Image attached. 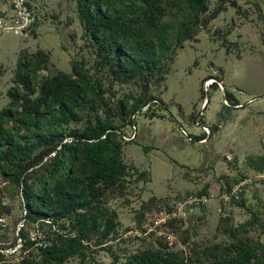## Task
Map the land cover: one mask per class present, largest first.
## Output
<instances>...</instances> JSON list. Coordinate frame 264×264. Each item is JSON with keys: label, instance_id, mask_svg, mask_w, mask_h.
<instances>
[{"label": "rangeland", "instance_id": "1", "mask_svg": "<svg viewBox=\"0 0 264 264\" xmlns=\"http://www.w3.org/2000/svg\"><path fill=\"white\" fill-rule=\"evenodd\" d=\"M29 1L39 6V19L28 36L0 32V111L14 110L19 103L14 87L34 97L39 83L59 72L72 73L77 61L98 83L103 99L91 96L76 109V116L62 124L64 141L98 119L124 125L131 117L136 126H122L127 134L121 142L127 166L124 181L107 188L87 212L78 209L56 222L24 220L20 188L0 167V264L38 260V245L19 242L21 233L40 236L48 246L59 243V236L77 233L71 224L82 212H96L99 229L89 230L81 239L82 247L52 264L123 262L148 247L183 256L181 264H206L210 260L203 251L208 247L246 238L264 248V169L248 164L249 158L264 154V0L205 1L208 11L201 13L203 19L219 2L223 10L207 22L200 20L195 39L185 40L172 63L156 74L162 77L149 84V94L157 101L150 99L149 106L136 112L131 111L132 96L139 95V83L122 82L101 64L96 43L79 22L76 0ZM162 1L163 9L153 12L160 25L154 34L160 40L168 31L162 44L172 54L177 25L189 9L186 0ZM126 4L131 11L148 7L147 0ZM134 24L142 25L144 35L150 36V25L139 19ZM21 74L27 75L29 87L17 80ZM225 89L237 97V105H222ZM105 106L112 108V115ZM3 126L24 134L18 123ZM203 132L205 137L199 139ZM42 134L26 138L37 151L46 144ZM241 180L240 196L234 198L232 191ZM210 192L214 198L192 214L171 215L177 198ZM225 193L228 199L223 201Z\"/></svg>", "mask_w": 264, "mask_h": 264}, {"label": "trees", "instance_id": "2", "mask_svg": "<svg viewBox=\"0 0 264 264\" xmlns=\"http://www.w3.org/2000/svg\"><path fill=\"white\" fill-rule=\"evenodd\" d=\"M126 1L76 0V9L80 24L97 45L101 64L112 69L115 78L120 81L139 83V95L132 96L131 111L136 112L148 105L150 99L157 101L149 94V84L162 77L156 74L172 63L185 40L195 39L197 27L203 19L201 13L208 11V7L205 3L207 0H186L189 12L177 25L172 46L174 52L167 54L168 46L162 42L168 39V31L164 30L166 35L160 40L154 34L160 25L154 22L153 12L163 9V1L147 0V8H134L133 11ZM221 10L223 7L219 2L204 17V22L214 18ZM138 19L145 26H151L150 36L144 35L142 25L135 27ZM17 80L29 87L26 74L19 75ZM13 89L20 98L19 103L14 110L4 108L0 111V167L6 179L20 188L24 220L34 222L48 219L56 222L78 209L87 212L107 188L124 181L127 166L121 158V142L125 141L123 135L127 134L122 126L133 124L135 127L131 117L124 125L113 124L108 118L98 119L89 128L75 130L72 140L64 141L62 124L76 116V109L89 101L91 96L103 99L98 83L82 64L75 61L72 63V73L59 72L57 76L39 83V93L34 97L23 95L18 86ZM224 92L229 104L239 103L232 92L227 89ZM161 105L165 106L162 102ZM222 105L229 106L225 103ZM104 111L108 116L112 115L111 107L105 106ZM119 114L125 118L122 109ZM9 121L22 125L24 134L3 126L4 122ZM39 132L43 133L41 137L46 144L37 151L26 138L34 137ZM205 135L203 132L199 139ZM248 164L258 171L263 170L264 154L249 158ZM85 212L74 215L71 228L77 227L75 235L59 236V243L46 248L37 246L39 259L26 258L25 264H52L82 247L84 235L100 227L96 212ZM19 238L23 239L24 245H34L23 233ZM203 253L210 260L206 264H264L262 245L251 243L246 238L224 247H208ZM182 261L183 256L171 250L148 247L138 250L123 262L113 260L108 264H181Z\"/></svg>", "mask_w": 264, "mask_h": 264}, {"label": "built area", "instance_id": "3", "mask_svg": "<svg viewBox=\"0 0 264 264\" xmlns=\"http://www.w3.org/2000/svg\"><path fill=\"white\" fill-rule=\"evenodd\" d=\"M8 9L0 11V32H5L12 34L19 38H25L28 36L29 32L34 28L35 23L37 24V15L34 8L29 3V0H7ZM223 103H227L226 99H223ZM135 133L133 134V136ZM123 135L124 140H127ZM132 136V138H133ZM244 181H239L234 186L232 195L234 198L240 196L242 185ZM214 198L212 192L200 195H191L184 196L175 200V203L171 210L172 216L184 217L188 214H192L194 210L199 205L206 204L209 200ZM220 199L226 201L228 199L227 194H222ZM29 239L33 241L34 245L40 247L48 246L47 241L40 236L33 235L32 233L29 236ZM18 241L21 242V239L18 237Z\"/></svg>", "mask_w": 264, "mask_h": 264}, {"label": "crops", "instance_id": "4", "mask_svg": "<svg viewBox=\"0 0 264 264\" xmlns=\"http://www.w3.org/2000/svg\"><path fill=\"white\" fill-rule=\"evenodd\" d=\"M29 3L31 4V6L34 8L35 12H36V15H37V18L39 19V16H38V13L37 11L39 10V6L37 4H33L29 1ZM8 9V3H7V0H0V11L2 10H6ZM37 19V21H38Z\"/></svg>", "mask_w": 264, "mask_h": 264}, {"label": "water", "instance_id": "5", "mask_svg": "<svg viewBox=\"0 0 264 264\" xmlns=\"http://www.w3.org/2000/svg\"><path fill=\"white\" fill-rule=\"evenodd\" d=\"M222 98L225 99V92H224V90L222 91ZM207 100H208V98H207ZM207 100H206V102H207ZM186 135L190 139L189 134L187 133Z\"/></svg>", "mask_w": 264, "mask_h": 264}]
</instances>
